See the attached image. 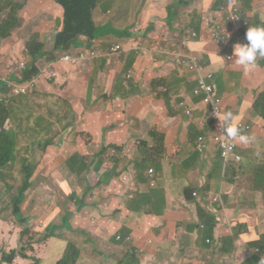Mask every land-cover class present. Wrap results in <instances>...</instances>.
<instances>
[{
  "label": "crops",
  "instance_id": "0c3cea01",
  "mask_svg": "<svg viewBox=\"0 0 264 264\" xmlns=\"http://www.w3.org/2000/svg\"><path fill=\"white\" fill-rule=\"evenodd\" d=\"M42 1L45 3V0ZM49 1L53 4L56 3V0ZM174 1L146 0L144 12L139 20L140 24L137 26L141 34L135 31L140 37L131 41V43L142 42L144 44V50L140 54L133 53L123 60H114L111 42H104L98 48L95 44L88 43L83 39L79 43V47L73 49V52L82 49L100 51L105 60L89 59L76 66L58 64L56 65L59 73L57 81L49 82V85L52 86V83L61 81L60 87L65 88L69 92V96H72L66 99L69 100L73 108L76 110L71 101L74 99L78 106L89 112L86 124L82 122L85 133L86 131L93 132L102 125L105 127L117 125L115 131L108 135L105 145L108 149L112 150L113 148V151L114 148L120 150H116L115 153L110 151L103 162H98L96 156L90 157L91 159L96 158L94 160L96 163L93 162V165L89 167L91 168L90 172L86 173L91 185H94L91 180H95L96 177L97 180H101L107 173L113 176V187L112 184L110 185L113 188V224H117L115 229L118 230L117 235L131 238L132 243V247L128 251L126 247L131 243H119L117 239H113L120 245L113 244V247L122 249L126 253V258L128 256L130 258L135 257L140 264H147L151 256H153L154 261L157 260L156 252L159 251L160 243H162V250L170 252L173 247H179V244L193 240L196 242V248L200 254H212L213 264H226L230 261L227 258L232 257L231 262L235 264V259L244 253H247L245 258L249 264L253 259H250L246 244L250 242L255 245L264 235L260 234L257 226L252 228L253 232L250 231V221H246V215L252 213L253 210L256 213L257 211L264 212V201L260 203L256 200L261 193L264 196L263 177L256 174L255 185L253 187L248 185V182L253 181V179H249V176L253 175L252 168L261 165L262 162L264 163V157H258L257 153L255 156L252 155L255 147L264 149V119L258 117L253 111V103L258 95L253 87L259 86L264 81V65L258 68L255 77L247 78V75L241 73L244 78L240 83H237L230 70L228 72L220 71L219 64H222L220 58L215 59L213 55H210L207 59L206 56H202L209 68L215 71L216 80L213 81V85L217 94L224 98L223 108L226 112L230 111L238 115L240 123L250 127L248 130L242 129L243 132L255 137V140L250 144H244L238 140L239 148L237 151L243 160L241 164L231 166L233 169L238 166L240 169L243 167L244 172L235 175L233 171L232 175L238 179L239 184L230 185L225 171L227 165L218 151L217 144L209 137L210 132L214 131L215 125L208 115L206 103H204L203 97L193 95V89L197 85L196 81L191 75L174 70L168 61H164L166 58H158L155 53L163 32L172 38L179 35L184 37V32L174 34L176 27L178 24L180 27H184L194 17L191 14H195L194 1L196 0H190V6L185 5L181 8L180 14L182 15L172 18L167 23L162 21V18L167 19L166 6L171 2L174 3ZM238 1L220 0L219 5L216 6L217 0H200L204 8L199 9V11L224 9L230 13L232 12L230 5L235 4L242 13ZM115 8L113 5H105L103 7L104 14L99 18V21L108 25L109 19L112 18L113 20ZM29 9L32 12V6ZM45 9L48 7L46 6ZM46 11L47 14H51L49 9ZM58 12L62 15L61 20H63L64 11L59 9ZM253 12H258V14H253ZM39 16L41 15H37L36 21L40 20ZM250 16L264 20V0H256L253 3ZM46 25L47 34H52L49 36L51 39L61 29L59 27L60 29L57 31L55 25V29L49 32L51 23L48 21ZM194 27L202 31L205 30L204 25ZM231 27L232 24L229 28ZM27 28H30V25ZM103 31H113V29L107 26L101 32ZM103 33L105 34V32ZM242 43L247 44L248 42L242 41ZM213 50L211 49V41L207 40L194 43L192 46V51L201 52L202 55L204 53L207 55L206 51L211 52ZM216 50L219 49L216 48ZM62 54H59V57ZM149 56L157 59L150 63L156 65L154 68L149 64V60H151ZM41 60V58L38 60V64ZM17 63H24V67L27 64L23 58ZM98 63L100 67H97ZM51 65L42 63L40 68L50 69ZM148 66H151L153 71L147 70ZM15 69L20 72L18 68ZM134 71L138 73L139 78L137 80L131 75ZM128 75H131L132 78L127 80ZM153 76L159 78L158 81L161 83L157 87L159 90L162 87L168 89L166 99L148 91L147 82ZM103 77L106 78V86L109 89V83L113 84V90L110 94L109 92L99 94L95 89L97 94L93 97L91 105L85 107V100L91 98L93 88L99 84ZM142 90L143 94L139 95L138 93ZM104 102L106 105H103ZM187 112L190 114L188 115ZM80 114L82 116V113ZM100 119H103L101 123L99 122ZM151 130L163 136V158L159 164L152 167L143 165V172L137 173L135 170L139 160H141V155L136 146L138 142L149 139ZM201 138H204V141H200ZM88 149L91 150L92 146L90 145ZM100 150L102 147L99 148ZM246 158L254 161L248 163ZM98 165L101 167L98 168ZM150 170L154 171V180L156 181L148 187ZM118 175H122L123 182L128 179L130 181L136 179L137 184H142L143 188L139 190L140 194L143 195L142 197L154 196L156 198L155 203L138 210L142 198L135 201L128 197L127 192L130 189L123 187L120 178L115 179V176ZM125 179L126 181H124ZM118 182L122 185V190L119 189L121 185ZM101 194L105 195L106 192ZM195 194L197 198H194ZM190 197H193L195 201ZM218 200L221 203L230 201L235 204V207L226 208L220 212L215 210L210 212L207 209V203ZM251 203L252 205L249 206ZM87 206L93 205L84 204L85 209L88 208ZM85 209H83L84 213ZM93 209L100 212L101 206L96 204ZM131 212L139 213L141 218L127 224ZM160 212L161 215L158 214ZM123 213H125V217H123ZM115 214L118 216L117 219ZM125 229H128V234ZM233 231L240 233L233 234ZM169 236H172V239H164ZM231 238L235 242L233 251L224 253V242ZM212 241L217 242V244H213L216 245L215 249H209L206 246V244H210L208 242ZM48 253L50 254V249L44 247L37 258L46 262L47 258L44 255ZM222 254L228 257H222ZM122 258L119 257L116 261H120ZM123 261L124 259L118 263ZM22 262L24 261L20 260L17 263L21 264ZM159 262L162 263L161 258Z\"/></svg>",
  "mask_w": 264,
  "mask_h": 264
},
{
  "label": "trees",
  "instance_id": "16d2710c",
  "mask_svg": "<svg viewBox=\"0 0 264 264\" xmlns=\"http://www.w3.org/2000/svg\"><path fill=\"white\" fill-rule=\"evenodd\" d=\"M175 1L180 8H183L185 5L190 6L191 4L190 0ZM217 1L218 2L216 3V6L219 5L220 0ZM255 1L256 0L238 1L242 8L241 19L248 23L247 27H237V25H239L240 23L236 25L232 21L224 20L219 24L221 28L217 32L216 30H214L216 28V19L215 17H211V15L206 16V12H208L207 10L204 14L200 13L197 16L193 17L184 27H180L178 24L174 34L187 32V28L190 26L204 25L205 30L203 31V36L205 40L215 43V38L212 36L213 33H217L220 38H224L222 41V46L225 49L224 52H221L220 50H213L211 52L206 51L209 57L210 55H213L215 59L220 58L222 60V64H219L220 71L228 72V70H230L231 72L235 73H243L247 75V78L255 77L258 72V68L264 65V58L258 59V67L252 72H246L242 67L237 66L233 63L234 45L237 43L243 44L242 36L246 34L248 28L251 26H264V20L250 16L253 8V3ZM33 3H36V5L33 8L32 12L27 11L30 6L33 7ZM107 4L113 5L116 8L113 12V20L112 18H110L108 25H104L99 21V18L104 14L103 7ZM46 6L48 8H51V6H55L57 11L59 9L64 11L63 23L59 20V22H57L56 24V28L61 27V29L56 35L52 37V49L46 52L43 43L39 39L38 34L40 33L33 32L32 34L36 35H34L32 40H30V42H28L26 45L27 53L31 58V62L28 63V61H26L27 64L26 67H24V69L22 70V72L24 71L23 73L21 71L19 72L15 68L12 72L7 71L6 82L0 83V96H2V102L0 103V224L3 223L8 227L5 230H0V242H3V246L2 248H0V256L1 259L4 260V262L0 261V264H14V262L20 260L28 261L32 260L31 257L35 258L33 264H49L47 261L44 262L37 258L39 251L42 250L48 243H46L40 250L36 251L35 253H31L32 256L27 257L25 255L27 251L33 250L36 247L39 230H29L28 225L31 224L32 227H34V225L32 224V222L29 223L23 219L22 213L25 212L24 202H26L28 196H30L33 191V181L39 169L38 166L34 165L36 157L39 154L43 155L48 153L49 151H57L60 148L61 132H54L55 125L66 120L67 122L64 124V126L62 125V131L65 132L66 128L73 127L76 124V117L74 119L73 110L71 109V105L68 104V100H63L67 111L63 110L62 115L58 114L57 120H55V122H51L45 114H40L35 119L29 118L27 120L26 118L29 116V107L33 108V105L30 104L29 97L27 95L13 97L10 96L13 89L11 85L16 83H25L38 77L43 70V68H40V64L55 63L61 57H59V54L61 53L75 54L76 52H73V49L78 48L79 43L83 39L88 41V43L95 44V46H97L98 48H100L103 43L107 41L111 42L113 46H121L118 53L113 55L115 56L114 60L118 61L127 58L130 54L133 53L140 54L144 50V47H141L138 43H131L132 39L136 40L138 37H140V35L138 34L139 32L135 33V31H133V29L140 24V16L136 13V0H133L132 3L131 0H56L55 4H53L49 0H45V3L42 0H0V14H2L6 10H10L8 17L4 19V21L0 25V38H8L7 34L11 30L17 29L22 25L21 18L19 17V12H25L24 14L27 15H41L40 11L44 10ZM213 10L216 11L215 9ZM201 12H203V10ZM253 14H258V12H253ZM130 15H134V21L130 20ZM230 24H232L231 28H229ZM107 26H109L110 29H113V32H116L117 35H113L112 37L101 32L102 29ZM171 38L172 36L161 35L159 44L162 45L165 49L158 48L156 50L158 51V58H165L164 55L175 57L172 51L177 47V42L173 43L175 44V46L172 47V45L169 44ZM173 39L180 41L183 39V36L179 35ZM137 41L139 42L140 40ZM14 46L15 45H12V48ZM129 48H133L132 52H127ZM178 52L182 54V51ZM193 53L198 56H206L205 53L202 55L201 52L198 53L196 51H193ZM228 54H231L230 60L227 59ZM40 58L42 60L38 64V60ZM212 71L215 73L214 70ZM159 96L166 99L168 97V94L167 92L161 91L159 93ZM253 111L258 115V117L264 119V93L257 95L253 103ZM50 116H53L52 112L50 113ZM8 125H10L9 129H7ZM214 125L216 129V124L214 123ZM26 131H28L29 134H26ZM77 132L85 133L84 131ZM19 138L21 139L23 147H19L17 143ZM75 138L77 137L75 136ZM86 143L88 145L87 139ZM136 147L139 149L141 155V160H139L138 163L140 167H142L143 165L152 167L162 161V155L164 154V140L163 136L159 133L151 130L149 132V139L147 141L143 140L137 143ZM238 148L239 146L237 147V150ZM24 149H27V151H25ZM60 156L64 157L63 151H60L57 157L58 169L60 167ZM63 159L65 160V158ZM95 159L96 158L91 159L92 165ZM246 160L248 163L254 161L253 159L248 158H246ZM18 161H20L19 165L22 166L23 180L21 186H15L14 180L12 178L13 170L18 164ZM88 161L89 159L86 157L83 158L81 155L73 154V156H71L67 161L65 160V162L63 163L65 167V169L63 170L67 174L73 176L74 180L77 181L82 176V173L84 174L85 172H88L86 171V168H89L87 167ZM234 164L235 163H230L225 167L227 178H229L227 180L229 181L230 185L239 184L238 179H235V176L232 175L233 171L235 175L243 174L244 172L243 167L242 169H240V166L233 169L231 165ZM252 171L253 175H250L249 179H253V181L248 183H250V185H252L253 187L256 183L254 180L256 174L263 177L264 180V163L262 162L261 165L253 167ZM150 172L154 173L153 170H150ZM150 172V180L147 185L148 187H150L156 181L152 180L155 177V173L151 177ZM121 177L122 175H118L115 176V179H121ZM124 181H126V179ZM120 182L122 183L123 187L130 189V191L127 192V196L132 200L137 201L140 198H144L142 197L143 195L139 192V190L143 187L137 184L136 179H133L132 181L128 179L126 182H123V180L121 179ZM111 184H113V176L107 173L103 179L98 180L94 185L87 183V191L85 193L87 194L93 193L95 191H104L108 189V186H110ZM70 185L73 187L75 186L74 184ZM122 185L121 187H119L120 190L123 189ZM63 189L66 192V196L70 197L71 187L70 192L67 190L66 186H64ZM190 198L195 201V197ZM124 199H126V197H124ZM187 199L189 200L188 194ZM214 202L209 201L207 203V209H209L210 212L213 210H215L216 212H220L224 211L226 208L235 207V204H232L230 201H224L222 203ZM84 204V202H81L82 208H84ZM251 205L252 203L249 204V206ZM49 209H52V206ZM198 211L200 213L199 207ZM124 214L125 213H123V217L126 216ZM117 217V214H115L116 219ZM12 218H16L17 222H12ZM63 221L65 224L69 223L67 218H64ZM113 225L115 230L117 224ZM17 229L19 230V240L18 243L14 245L13 243L17 235ZM51 236L52 238H55L54 233H52ZM164 239H172V236ZM211 243L212 246H210ZM213 244H217V242L212 241L210 242V244H206V246L209 249H215L216 245ZM161 245L162 243H160L159 245V251L156 252L157 260L154 261L153 256H151L147 264H184L186 258H193L195 260H198L196 264H213L212 254H200L196 248V242L193 240H188L182 244H179V247H173L170 252H165L164 250H162ZM246 245V250L250 254V259H253L249 264H264V235L260 238L259 242L255 244V248H257L256 250L252 248V243L249 242ZM234 246L235 242L232 238L225 241L223 252L231 253ZM70 250L71 252H69ZM70 250L68 251L69 254L65 256L59 264L81 263L83 258L79 255L78 251L74 248ZM246 255L247 253L239 255L235 259V264H247L248 261H246ZM163 257H166V261L160 263L159 259H162ZM222 257L228 256L222 254ZM232 258L227 259L231 261ZM129 259L135 264H140L139 260L135 259V257H129Z\"/></svg>",
  "mask_w": 264,
  "mask_h": 264
},
{
  "label": "rangeland",
  "instance_id": "374dc122",
  "mask_svg": "<svg viewBox=\"0 0 264 264\" xmlns=\"http://www.w3.org/2000/svg\"><path fill=\"white\" fill-rule=\"evenodd\" d=\"M133 0H131V3ZM137 8L136 13L141 17L144 12V6L146 0H136ZM163 4V3H162ZM32 10L35 7L36 3L32 4ZM166 5V4H165ZM177 2L170 3L166 6L167 19H163L165 23L169 22L172 18L178 17L180 14L181 8L177 5ZM194 5L196 7L195 14H191V16L195 17L198 14H204L205 12L199 11V9L204 8V5L200 0L194 1ZM168 8V10H167ZM50 10L51 14H47L46 10ZM45 10H41V16H39L40 20L36 21L37 15H27L23 12H19V17L21 18V26L17 29L11 30L5 39L0 38V83L6 82V72L8 70V63L11 61L20 62L21 58L23 61L31 62V58L28 56L26 45L30 40H32L33 36L36 34H32L33 32H38L39 39L44 45V49L46 52L50 51L53 47V40L49 37L52 34H47V23L48 21L51 23L49 26V32L55 29V25L58 22V18L60 22L62 15L59 14L55 6H51ZM10 10L4 11L0 14V25L9 15ZM27 11L30 12V9ZM199 11V12H198ZM207 13V12H206ZM209 14H213L214 10H208ZM24 15V16H23ZM22 16V17H21ZM35 16V17H34ZM33 17V18H32ZM64 18V17H63ZM31 19V20H30ZM185 19V18H184ZM182 19V21H184ZM130 20L134 21V15H130ZM31 21V22H30ZM181 21V20H180ZM186 24V22H185ZM188 24V23H187ZM30 25V28L27 26ZM137 26V25H136ZM60 28H56L58 31ZM133 31L140 32L138 27H135ZM188 32H191V36H196V30L194 27H188ZM108 36L117 35L116 32L113 31H103ZM165 32H163V36H166ZM168 40V38H167ZM184 44V43H183ZM12 45H15L12 48ZM158 48L165 49L162 45H158ZM219 49L221 52H224L225 49L222 44H215L211 42V49L216 50ZM157 54L158 51H155ZM231 56V54H228ZM149 64L152 60H156L154 57H150ZM206 58L209 59L208 54ZM103 59V58H102ZM169 58H166L164 61L167 62ZM100 60V59H96ZM105 60V59H103ZM102 62V61H101ZM153 68L156 66L155 64H150ZM151 66L147 67V70L153 71ZM97 67H100V64H97ZM14 69V68H13ZM54 70L58 73L56 65L54 66ZM24 72V71H23ZM22 72V73H23ZM137 80L139 78L138 73L134 71L131 74ZM130 75V76H131ZM233 78L237 83L243 80L244 76L240 72L234 73L232 72ZM129 76V75H128ZM131 76V78H132ZM127 77L128 79H131ZM159 78L153 76L147 82V89L149 92L156 93L159 95V89L157 88L159 84ZM55 82V81H53ZM106 78H101L99 84L93 88V92L91 98L85 100V107L91 105L93 97L97 94L111 93L113 90V84L110 82V89L106 86ZM165 83V81H164ZM62 82L52 83V86L49 85L47 81H41L36 88L29 93L27 96L29 97L30 104L33 105L29 107V116L26 118L35 119L40 114L47 115L48 119L51 122H55L57 120V115L63 114V110L67 111L66 106L64 105L63 100H67L69 96V92L60 87ZM98 86V87H97ZM96 89V91H95ZM161 89V88H160ZM253 89L258 94L264 93V81L259 86H254ZM139 95L143 94V90L138 93ZM85 95V94H84ZM86 96V95H85ZM2 100V96H0V102ZM76 110L73 108L71 103L68 100V104L71 105V109L73 110L74 119L76 117V124L73 127L66 128V131H62V125L67 122L66 120L62 123H57L54 128V132H61V144L60 148L57 151H49L46 154H39L34 162L35 166H38V172L34 178L33 191L28 196L25 205V212L22 213L23 219L29 223L32 222L34 227L31 224L28 225L29 230L38 232L37 245L33 250H29L25 253V255L32 256L31 253H35L40 250L46 243H48L45 247L50 249V254L44 255L47 258V262L49 264H59L65 256L71 252L70 249L74 248L78 251L79 255L82 256L83 260L80 264H119L118 262L124 261L120 264H132L130 259L124 258L126 253L122 251L120 248L113 247L114 245H118L116 241L113 239H117L118 230H114L113 225V188L111 186L104 191H95L93 193H85L87 191V182L88 176L86 172L83 174L79 180L75 181L73 176L67 174L63 169H65L63 163L65 160L67 161L73 154L81 155L83 158L86 157L89 159L87 163V167L92 165V160L90 157L96 156L98 162H103L104 158L111 149L106 148L105 142L110 133L115 131L117 125H112L110 127H105L104 125L97 127L93 132L86 131V133H79L77 131H84L83 124H86L89 117V112H87L82 107L78 106V103L73 99L71 100ZM106 105V102L103 105ZM102 105V107H103ZM53 113V116H50V113ZM82 113V116L81 114ZM103 119H100V123ZM10 128V125L7 126V129ZM26 134H29L26 131ZM75 136L77 138H75ZM86 139L88 140V145L86 143ZM19 147H23L21 139L18 140ZM58 143V141H57ZM92 146V149L89 150L88 147ZM102 147V150L99 151V148ZM27 151V149H24ZM116 150H120L119 148H114V153ZM60 151H63L64 157L60 156V167L57 168L58 163V155ZM258 155V157H264V149H259L255 147L253 149L252 155ZM28 156V154H27ZM65 158V160L63 159ZM257 159V158H256ZM96 161L94 162V164ZM18 164L15 166L13 170L12 178L14 180L15 186H21L23 175H22V166ZM99 166V165H98ZM99 166L98 168H100ZM91 168H86V171L90 172ZM138 172H143V168L137 165ZM155 179V177H154ZM152 179V180H154ZM110 180V179H109ZM108 180V181H109ZM97 177L95 180H91L92 184L97 183ZM107 181V182H108ZM90 183V182H88ZM70 184H74L75 186H71ZM142 186V184L140 183ZM250 187V183H248ZM66 186L67 190L70 192L71 187V195L70 197L66 196V192L63 187ZM113 187V184H112ZM111 191V192H110ZM101 192H106L105 195L101 194ZM156 198L154 196H145L138 205V210H142L147 206L154 204ZM257 201L263 203V193H261L257 198ZM81 202H84L88 205V208H82ZM219 202V200H218ZM99 204L101 206V211L97 212L93 209L94 205ZM52 206V209H49ZM85 209V213L83 211ZM85 214V215H84ZM161 215L162 213H158ZM67 218L69 223L65 224L63 219ZM141 215L139 213L131 212L129 218L127 219V224L132 221L139 220ZM264 212L253 210L252 213H248L246 215V221H250V231L253 232V227L257 226L259 228L260 234H264ZM257 219V220H256ZM12 222H17L16 218L11 219ZM37 221V222H36ZM64 223V224H63ZM38 225V226H36ZM8 228L5 224H0V230H5ZM125 232L128 234V229H125ZM54 233V237L52 238L51 234ZM121 233V230H120ZM240 233L238 231H233V234ZM126 236V235H125ZM19 240V230L17 229V235L14 240V245L18 243ZM128 243H131L128 242ZM3 242H0V248H2ZM120 246V245H118ZM132 247V243L126 247V250H130ZM169 248V247H167ZM253 249L255 245L252 246ZM202 249V248H201ZM70 250V251H69ZM1 251V250H0ZM41 251V250H40ZM39 251V253H40ZM69 251V252H68ZM74 252V251H72ZM38 253V254H39ZM75 253V252H74ZM77 254V253H75ZM123 257L120 261H116L117 258ZM78 258V255H77ZM32 260L24 261L21 264H33L34 257H31ZM0 261L4 262L1 259ZM162 262L166 261V257L161 259ZM198 260L193 258H186L184 264H196ZM19 261L14 262V264ZM5 264V263H3ZM226 264H233L229 261Z\"/></svg>",
  "mask_w": 264,
  "mask_h": 264
},
{
  "label": "built area",
  "instance_id": "2783aa9c",
  "mask_svg": "<svg viewBox=\"0 0 264 264\" xmlns=\"http://www.w3.org/2000/svg\"><path fill=\"white\" fill-rule=\"evenodd\" d=\"M232 7V12L228 13L226 10L221 9L220 11H215L213 14H211V17H215L216 19V30L217 32L220 30V23H222L224 20L226 21H232L237 27H247L248 23L243 21L242 13L238 7H236L235 4L230 5ZM191 27V26H190ZM185 36L182 40L177 41L176 39L171 38V41L169 42L172 47L175 46V42H177V47L173 49V54L175 57L172 56H165V58H169L168 62L169 64L177 70L184 71L186 73L192 74L195 76L198 88L195 90V95L200 96L202 94L205 95V103L208 106L209 114L211 119L216 123V129L212 133L209 134L210 139L218 146V151L224 160V163L226 165L230 163H235L237 165L242 163L243 157L239 154L237 151L238 147V140H229L227 137H224L220 134L223 133V129L220 126V121L218 118L214 115V113L217 111L219 113H225L223 109V99L215 94V88L213 85L214 80V73L212 70L208 69L205 64L201 61L200 57L198 55H195L193 52H191V47L193 43L195 42H203L204 36L203 31L198 32L196 30V36H191V32H184ZM215 38L216 44H222V41L224 38H220L217 33H213L212 35ZM243 41H246V34L242 36ZM184 43V44H183ZM141 47H144V44L142 42L138 43ZM168 44V45H169ZM121 46H113L111 49V52H113V55L118 53ZM133 48H129L127 52H132ZM178 51H182V54ZM103 54L100 51H88V50H79L75 54L65 53L61 55V57L57 60V63H52L50 69H43L40 75L36 78H34L31 81H27L22 84H12V94L10 96H20V95H28L31 93L36 86L41 81H47L53 82L57 81L56 79L59 76V73H57L54 70V66L58 64L62 65H72L76 66L82 61H86L89 59H102ZM231 56H227V59L230 60ZM104 59V58H103ZM13 68H18L20 71L24 69V63H14L10 60L8 63V70L10 72L13 71ZM129 78H131L129 76ZM164 92H167V89H163ZM2 102V100H1ZM0 102V103H1ZM189 114V112H188ZM241 124L242 129H250L249 126H245L244 124ZM200 141H204V138H201ZM153 172H150V176H153ZM196 197V195H195ZM131 241V238H124L121 235H118L117 242H125L128 243ZM210 243V242H208Z\"/></svg>",
  "mask_w": 264,
  "mask_h": 264
},
{
  "label": "clouds",
  "instance_id": "9594fccd",
  "mask_svg": "<svg viewBox=\"0 0 264 264\" xmlns=\"http://www.w3.org/2000/svg\"><path fill=\"white\" fill-rule=\"evenodd\" d=\"M215 10L219 11L217 9H215ZM208 15H211V14L208 13ZM191 27H194V26H191ZM194 28L198 32L201 31L197 27H194ZM246 40L248 42L247 44L237 43L234 45V51H233L234 62L233 63L236 64L237 66L242 67L246 72H252L253 70H255L258 67V64H257L258 59L264 58V26H251V27H249L247 32H246ZM195 43H198V42H195ZM191 52H193L192 47H191ZM199 57H200L201 61L205 64V66L208 69H210L209 66L206 64L204 58L202 56H199ZM13 62L17 63L16 61H13ZM17 64H19V63H17ZM174 70H176L180 73H183V74H189V73H186L184 71L177 70V69H174ZM210 70H212V69H210ZM21 72H22V70H21ZM189 75H191L193 77V79L196 81L197 85L193 89V95L196 96L195 90L198 88V83H197V80H196L194 75H192V74H189ZM215 80L216 79H215V73H214V80L213 81H215ZM163 89H167V88L162 87L160 90L162 92H164ZM167 92H168V89H167ZM215 94H217L216 90H215ZM217 95H219V94H217ZM20 96H25V95H20ZM196 97H203V101L205 103V95L204 94H202L200 96H196ZM223 105H224V100H223ZM189 114H190V112H189ZM208 115L210 117L209 109H208ZM214 115L220 121V126L223 129V133L220 135L227 137L229 140H239L241 143H244V144H250L255 140L254 136H251V135L243 132V130L241 128V124H240V117L238 115H235L230 111L225 112V113H219L216 111L214 113ZM214 131H215V129H214ZM212 132H210V133H212ZM195 195H194V197H195ZM195 198H197V195ZM215 202H218V201H215ZM219 203H221V201H219Z\"/></svg>",
  "mask_w": 264,
  "mask_h": 264
}]
</instances>
